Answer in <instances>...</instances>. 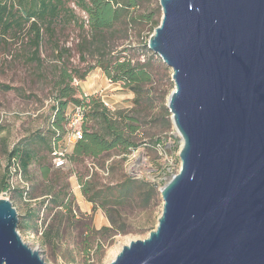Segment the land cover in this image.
<instances>
[{
  "label": "water",
  "instance_id": "95a60500",
  "mask_svg": "<svg viewBox=\"0 0 264 264\" xmlns=\"http://www.w3.org/2000/svg\"><path fill=\"white\" fill-rule=\"evenodd\" d=\"M147 47L171 70L182 140L161 214L109 264H264V0H159ZM0 198V264H48Z\"/></svg>",
  "mask_w": 264,
  "mask_h": 264
},
{
  "label": "trees",
  "instance_id": "16d2710c",
  "mask_svg": "<svg viewBox=\"0 0 264 264\" xmlns=\"http://www.w3.org/2000/svg\"><path fill=\"white\" fill-rule=\"evenodd\" d=\"M155 1L0 0V67H21L28 71L31 78L34 77L33 82L50 85L51 88V96L44 100L40 108L12 112L13 117H31L39 122L36 131L13 144L7 152L6 166L15 156L28 180L33 162L48 159V164L40 168L41 176L46 178L50 171L54 172L51 179L54 187L45 194L40 207L29 210L27 218L18 214V227L25 233H36L42 217L46 223L43 236L49 240L48 220L52 217L51 212L55 211L57 219L66 220L67 228L74 225L84 233L83 251L90 259L94 254L100 259L104 243L110 244L115 235L134 232L132 224L128 222L133 211H151L158 202L159 192L154 183L125 174L122 167L125 157L111 161L106 182L92 166L103 167L111 157L127 155L141 145L152 147L167 139L161 136L150 143L141 137V128L146 109L150 106L147 85L152 81L151 59L159 62L167 73L171 87L164 92L165 96L169 95L173 86L171 70L153 54L141 60L120 53L125 50L115 51L117 41L125 39L134 25L144 24L148 32L153 33L162 15ZM70 27L80 31L74 48L61 42L59 36ZM147 42V39L141 42V46L148 54ZM72 51L77 53L79 60L85 61L88 56L95 63L83 70L74 67L69 60ZM96 67L102 69L108 82L132 93L130 106L110 108L99 94L84 95L79 83ZM0 88L4 91L20 89L7 83H0ZM72 106L83 108L82 119L77 123L82 138L74 143L67 155L70 168L62 170L53 166L51 152L53 142L63 138L71 129L69 118ZM42 113H45V118L37 119ZM1 123L0 127L3 125ZM40 145L43 151L39 149ZM32 146L43 153L41 158H34L30 150L34 149ZM6 166L0 180V192L8 188ZM117 174H121L119 182L112 180ZM73 175L80 184L81 195L92 204L93 211L100 209L103 212L108 225L94 227L90 219L78 211L72 190L57 187L62 176L70 179ZM29 182L28 197L35 199L31 197L33 183ZM55 186L57 190H54ZM23 192L14 189L11 195L13 199L18 197L24 202ZM50 203H54L53 207ZM28 218H33L34 223L29 222ZM56 233L58 237V230Z\"/></svg>",
  "mask_w": 264,
  "mask_h": 264
},
{
  "label": "rangeland",
  "instance_id": "374dc122",
  "mask_svg": "<svg viewBox=\"0 0 264 264\" xmlns=\"http://www.w3.org/2000/svg\"><path fill=\"white\" fill-rule=\"evenodd\" d=\"M155 3L159 5V0H156ZM80 14L82 15L83 13ZM79 33L80 31L77 28L70 27L69 29H66L60 33V40L67 46L74 48L75 43L78 41ZM151 34L152 33L148 32L147 26H144V24L134 25L128 31L127 37L125 39H120L117 41L118 45L115 51L125 50L120 51V53L122 52L121 54L125 53L128 56L139 58L141 60L147 59L151 54H153L156 59L160 60V63L164 64L157 54H154L152 51L147 54L144 53V50L142 49L141 42L145 41L146 39L148 40ZM69 60L74 67L82 70L95 63V60L88 56L85 57V61L79 60V57L75 51H72V56L69 58ZM151 63L152 81L147 85V92L150 96V106L145 112L146 115L141 128V137L151 143L153 142L152 140L154 138L166 136L167 139L165 140L168 141L169 144L167 153L169 154V160L171 163L168 164L164 159L162 160L159 158L160 156L156 150V145L152 147L141 145L137 147L140 148V150L136 152L137 154L139 153V155H141V157L138 159L136 172L143 176V179L149 182L152 180L156 182L162 178V169L165 166L171 168L180 167L178 153L182 143L171 122V114L169 111H167L168 108L166 104L168 95L165 96L164 92L169 87H171V85L169 86L167 73L159 65V62L157 63V61H155L154 58L151 59ZM95 73L101 74L103 71L99 67H96L92 69L88 75H93ZM88 75L86 77H88ZM95 79L100 78L95 77ZM33 80L34 77L31 78L28 74V71L21 67H18L17 69H9L8 67L4 66L3 68L0 67V83H7L20 88L19 90L7 91H4L0 88V112L7 110L4 112L6 117L3 118V116L0 114L3 119L1 121V124L3 125L0 127V180L5 172L7 152L11 149L13 144L17 143L19 140L21 141L25 139L26 136H30L32 132L36 131V126L39 122L38 120H33L31 117H13V115L10 114L13 111H27L40 108L43 105L44 100L51 96L50 85H42L39 82H33ZM103 85L106 88L107 93L105 98L107 100H109V96L111 98H116L122 97L124 94L122 93V89H120L121 86L112 85L108 81H104ZM28 95L29 97H26ZM122 100L123 99H121V101ZM41 118H45V113H42V115H40V117L37 119L42 120ZM141 137L140 139H142ZM39 149H42L43 151L41 145ZM44 150L46 149L44 148ZM46 164H48V159H39L38 161L33 162V164L30 166L31 171L28 173L27 178L33 183L31 197L35 198L36 200L27 204L20 200V204L18 203L16 210L18 214L23 215L24 218H27L26 215L28 214L29 210L34 208L37 209L41 206L45 194L50 192L48 190L52 186L54 187L51 180L52 176L54 175L53 171H50L46 178L41 176L40 168ZM123 171H125L124 167ZM120 176L121 174H117L116 178H113L112 180L119 182ZM57 187H64L66 191L68 188H70L76 197L81 193L80 190L76 189L75 178L73 177L69 179L68 177L62 176L61 180L57 183ZM57 187L55 186L56 189L54 190H57ZM53 205L54 203H50L51 207H53ZM161 210L162 199L159 192L158 202L153 210H135L129 215L128 222L132 224L134 232L128 234H117L113 237L110 244L105 242L104 247L101 250L102 255L100 259L95 254L93 255L92 259L86 257L83 251L84 233H81L80 229L74 225L67 228L66 220L62 219L60 221L57 219L56 215H54L55 211L51 212L52 217H50L48 220L47 232H49V240L42 236L41 238L34 239V242L29 245L31 247L37 248L48 264H109V262L114 259V257L124 245H127L131 240L145 238L148 233L156 227L157 219L161 214ZM78 211L81 215L87 216V218L90 219V223L94 227L100 228L103 226L102 224L104 222L105 216L102 217L101 214H98V216L95 217V212L93 211H90L89 213L86 211H81L80 209ZM28 219L32 224L34 223L33 218ZM18 230L22 235H24L25 232L21 228L18 227ZM57 230L58 237L56 233Z\"/></svg>",
  "mask_w": 264,
  "mask_h": 264
},
{
  "label": "built area",
  "instance_id": "2783aa9c",
  "mask_svg": "<svg viewBox=\"0 0 264 264\" xmlns=\"http://www.w3.org/2000/svg\"><path fill=\"white\" fill-rule=\"evenodd\" d=\"M95 94H99L101 96L102 101L104 102V104L106 106L113 108L108 103L107 99L103 97L101 92H95ZM84 95L86 96L89 94L84 93ZM70 111L72 112L71 117L69 118V127L71 129L63 136V138H61L58 141L53 142V150L51 152V160H52L53 166L55 168H60L62 170H67L68 168H70V163L68 162L67 155L70 154V152L74 146V143L77 140L82 138V132L77 127V123L82 119L83 108L79 107V106H72ZM4 112H6V111H2L0 113L3 116V118L6 117L5 116L6 114ZM8 113H11V112H8ZM12 114L13 113H11L10 115H12ZM2 116L0 117V122L3 120ZM177 135H178V133H177ZM178 137L180 138L179 135H178ZM180 140H181V138H180ZM181 143H182V140H181ZM142 146H145V145H142ZM168 146H169L168 141L162 140L160 143L156 144V150L158 152V155L160 156L159 158H161L162 160L164 159L165 162H167L169 164L171 162L169 160L170 159L169 154L167 153ZM139 150H140V148H135L127 155L121 154V155L111 157L110 159H108L105 162L103 167H98L96 164H93L92 166H94V170L98 171L101 174V176L103 177V181L106 182L108 180L109 174H110L109 173L110 172L109 165H110L111 161L113 159H120V158L125 157V159L123 160V167L125 169V171H124L125 174L131 178L143 179V176L139 175L136 172V167L138 165V159H139V157H141V155H139V153L138 154L136 153ZM142 153H144V152H142ZM143 157H145V156H143ZM167 163H166V165H167ZM165 167L162 169L163 170L162 178H160L156 182L154 180L151 181L152 183H154L156 185L159 192L180 169V167L179 168H171V167L165 168ZM6 173H7L8 188L6 190L0 192V198L9 199L11 201L12 205L14 206V208L16 209V207L14 205V199H13L11 193H12V190H14V189H21L24 191L23 195H22V199L25 203H30L32 201H35V199H30L28 197L27 192L29 190L30 182L24 177L23 171L20 167L18 159L15 156H12L10 158V161L8 162V164L6 166ZM89 176L90 175H88L87 178ZM71 177L75 178V187H76V189L80 190V184L78 183L76 177L74 175ZM41 216H42V214H41ZM42 219L43 218L41 217L39 222H38V230L36 233H29L28 232V233H24V235H22L18 230V233L20 234L22 240L25 243H27L28 245L33 243L34 239L41 238L43 236L44 231L46 230V223L43 222Z\"/></svg>",
  "mask_w": 264,
  "mask_h": 264
},
{
  "label": "crops",
  "instance_id": "0c3cea01",
  "mask_svg": "<svg viewBox=\"0 0 264 264\" xmlns=\"http://www.w3.org/2000/svg\"><path fill=\"white\" fill-rule=\"evenodd\" d=\"M98 73H95L93 75H88V77H86V79L84 81H81L79 83V86H80V89L83 93L91 94V93H95V92H101V94L105 98L107 92H106V88L103 85V83H104V81H108V80H107V77L105 76L104 73H101V74H98ZM95 77H98L100 79H95ZM110 84L118 85V84H113V83H110ZM118 86H120V85H118ZM120 89H122V91H123L122 93H124L122 97L111 98L109 96V100H107L108 103L113 108H122V107L130 106V102H131V99L133 97L132 93L127 91V90H124L123 88H120ZM121 99H123V100L121 101ZM33 148L34 149L30 148V150H32L33 155H35L34 158H36V159L41 158L43 156V153L38 151L37 148H35V147H33ZM0 190H1V188H0ZM75 202L81 211H86L87 213H89L90 211H93L92 210V204L90 202L86 201L84 199V197L81 195V193L79 196H77L75 198ZM18 203L20 204V199L18 197H15L14 198V205L16 208L18 206ZM93 212H95V217H97L98 214H101V216L104 217V214L100 209H96ZM102 225H108V221L106 218L104 219V222Z\"/></svg>",
  "mask_w": 264,
  "mask_h": 264
},
{
  "label": "bare ground",
  "instance_id": "6f19581e",
  "mask_svg": "<svg viewBox=\"0 0 264 264\" xmlns=\"http://www.w3.org/2000/svg\"><path fill=\"white\" fill-rule=\"evenodd\" d=\"M116 251V250H115ZM115 253V252H114ZM115 256V255H114Z\"/></svg>",
  "mask_w": 264,
  "mask_h": 264
}]
</instances>
